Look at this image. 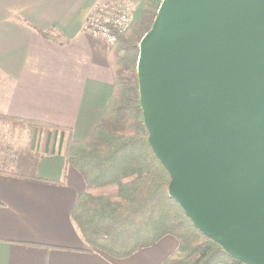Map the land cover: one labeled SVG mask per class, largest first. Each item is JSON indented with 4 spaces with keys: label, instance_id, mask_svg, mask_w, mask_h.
<instances>
[{
    "label": "water",
    "instance_id": "obj_1",
    "mask_svg": "<svg viewBox=\"0 0 264 264\" xmlns=\"http://www.w3.org/2000/svg\"><path fill=\"white\" fill-rule=\"evenodd\" d=\"M136 74L169 195L232 257L264 264V0H162Z\"/></svg>",
    "mask_w": 264,
    "mask_h": 264
},
{
    "label": "crops",
    "instance_id": "obj_2",
    "mask_svg": "<svg viewBox=\"0 0 264 264\" xmlns=\"http://www.w3.org/2000/svg\"><path fill=\"white\" fill-rule=\"evenodd\" d=\"M97 1L0 0V114L87 139L112 91L109 44L83 30ZM36 175H0V264H161L176 250L172 237L127 259L92 250L70 216L81 176L60 154L40 159Z\"/></svg>",
    "mask_w": 264,
    "mask_h": 264
},
{
    "label": "trees",
    "instance_id": "obj_3",
    "mask_svg": "<svg viewBox=\"0 0 264 264\" xmlns=\"http://www.w3.org/2000/svg\"><path fill=\"white\" fill-rule=\"evenodd\" d=\"M114 1L133 5V21L108 47L112 91L100 123L87 139L75 141L69 128L0 114V130L26 140L14 168L0 169V175L39 181L38 161L62 155L85 185L71 219L85 244L111 259H127L172 237L177 248L161 264H247L193 226L169 195L170 176L148 140L136 63L162 0Z\"/></svg>",
    "mask_w": 264,
    "mask_h": 264
},
{
    "label": "built area",
    "instance_id": "obj_4",
    "mask_svg": "<svg viewBox=\"0 0 264 264\" xmlns=\"http://www.w3.org/2000/svg\"><path fill=\"white\" fill-rule=\"evenodd\" d=\"M132 21L129 5L114 0H98L85 19L83 30L110 45L129 28Z\"/></svg>",
    "mask_w": 264,
    "mask_h": 264
},
{
    "label": "rangeland",
    "instance_id": "obj_5",
    "mask_svg": "<svg viewBox=\"0 0 264 264\" xmlns=\"http://www.w3.org/2000/svg\"><path fill=\"white\" fill-rule=\"evenodd\" d=\"M131 8L133 5L129 3ZM25 137H11L7 135L6 129L0 130V169L12 170L15 166L17 156L22 153Z\"/></svg>",
    "mask_w": 264,
    "mask_h": 264
}]
</instances>
